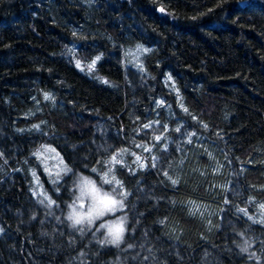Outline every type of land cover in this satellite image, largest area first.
<instances>
[{"label":"trees","instance_id":"obj_1","mask_svg":"<svg viewBox=\"0 0 264 264\" xmlns=\"http://www.w3.org/2000/svg\"><path fill=\"white\" fill-rule=\"evenodd\" d=\"M82 176L119 245L67 219ZM261 205L264 0H0V264H264Z\"/></svg>","mask_w":264,"mask_h":264},{"label":"snow or ice","instance_id":"obj_2","mask_svg":"<svg viewBox=\"0 0 264 264\" xmlns=\"http://www.w3.org/2000/svg\"><path fill=\"white\" fill-rule=\"evenodd\" d=\"M161 12L164 11L163 8L160 9ZM142 52H149L151 49L148 48H140L139 49ZM69 52L72 54H75V49H69ZM102 59V54L96 56L94 59H92L91 63L88 64L87 71L89 73H92L93 70L96 67V64L98 61ZM140 67V65H137ZM76 67L80 68L82 71L84 70V66L81 65V62L79 60L76 61ZM168 80H171V76L169 75ZM167 83V81H165ZM103 83L108 84L109 81L106 79L103 80ZM45 99H50V96L48 94H45ZM162 103V101H161ZM36 128H39V125L35 126ZM145 128L149 127V125H145ZM179 131V129H177ZM157 140L160 139V137H156ZM142 147V146H141ZM146 151L149 149L145 148ZM45 153H55V149L49 147V146H43V151H37L34 153V155L41 159L42 162H45V170L48 171L49 175H52L51 170L47 168L46 165V157ZM56 157L59 158V163L57 165V168L59 169L55 174V179L53 180V183H56L60 179V172H71L72 169L69 168L67 165L63 163V159L59 157V153H56ZM140 158L137 157V161H139ZM109 164L115 165V164H121L122 161L117 159L116 155H113L111 160L108 161ZM145 165L143 163L140 164V167H144ZM153 166H155L153 164ZM95 172L96 170L93 169ZM35 176V173H33ZM104 183L107 184H113L118 186L119 188H122V184L120 181L116 180L113 176L111 179H109V174L106 172L102 177ZM175 183V181H173ZM77 188L80 192V195L76 197V203H74L71 206V211L67 217L68 220L72 222V226L76 227L77 225L81 224H88L93 225L96 220L101 219L108 213H114L118 209H123L124 207V199L126 198V193L123 191H117V189L113 188V193H104L101 194L100 190L96 187L94 181L88 179L87 177H80L79 183L77 185ZM116 195H119L120 199H116ZM88 197L90 199V204L87 211H83L84 208V198ZM44 201H41L43 203ZM49 203H54V201H50ZM77 204L79 206V210L77 208ZM262 208H264V205H261ZM240 211H245L244 209H241ZM126 220V217H123L119 220L112 221V222H102L99 225V228L106 229L107 235L105 238V241L107 243L119 245L123 238V232H124V226L123 222ZM243 251H247V247L243 248Z\"/></svg>","mask_w":264,"mask_h":264},{"label":"rangeland","instance_id":"obj_3","mask_svg":"<svg viewBox=\"0 0 264 264\" xmlns=\"http://www.w3.org/2000/svg\"><path fill=\"white\" fill-rule=\"evenodd\" d=\"M131 58H132L135 62H138V61H139V53L137 52V50L132 51V56H131ZM43 146H49V147L55 149L53 146H51V145H49V144H43L42 146H40V147L35 151V153H36L37 151H43ZM56 153H59L56 149H55V153H45V157H46V165H47V168L51 170V173H52V175H50L51 177H55L56 172L59 170V169L57 168V165H58V163H59V158L56 157ZM143 154H144V152H143ZM59 157L62 158L60 154H59ZM138 157L140 158V160L138 161L139 163H143V164H146V163H147V156H146V155H140V154H139ZM62 159H63V158H62ZM40 160H41V159H40ZM41 161H42V160H41ZM63 163H64V160H63ZM42 164H43L44 167H45V162H42ZM64 164H65V163H64ZM61 172H62V171H61ZM61 172H60V174H61ZM47 173H48V171H47ZM48 174H49V173H48ZM35 181H36L37 185L40 184L38 178H35ZM95 185H96V184H95ZM96 187L100 190V193H101V194L107 193V192H104L99 186L96 185ZM38 188H39L40 191L42 190L41 186H39ZM77 194H78V196L80 195L79 190H78V193H77ZM115 198H116V197H115ZM116 199H117V198H116ZM74 203H76V201H74ZM74 203H73V204H74ZM73 204H72V205H73ZM89 204H90V199L86 196V197L84 198V208H83V211H87V210H88ZM72 205H71V206H72ZM77 208H78V210H79V206H78V204H77ZM71 210H72V209L70 208V211H71ZM119 219H121V217H119V216L116 214V212H114V213H108L107 215H105L104 217H102L101 219H99L100 222L98 223V227H99L100 223H102V222H112V221H116V220H119ZM97 221H98V220H96L95 222H97ZM85 224H86V223H85ZM81 225H82V224H81ZM87 225H88V224H87ZM123 226H124V230H125V223H124V222H123ZM0 230H2V229H0ZM105 230H106V229H105ZM106 232H107V230H106Z\"/></svg>","mask_w":264,"mask_h":264}]
</instances>
